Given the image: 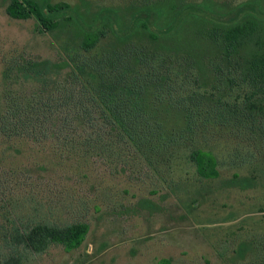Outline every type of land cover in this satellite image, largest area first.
<instances>
[{"label":"trees","instance_id":"1","mask_svg":"<svg viewBox=\"0 0 264 264\" xmlns=\"http://www.w3.org/2000/svg\"><path fill=\"white\" fill-rule=\"evenodd\" d=\"M148 3L125 11L143 17L134 28L126 16L118 18L119 33L111 8L87 22L91 12L82 14L68 3L12 0L10 18L34 19L41 31L67 32L70 38L60 62L20 60L7 68L6 80L34 82L42 90L28 100L7 92L5 105L0 101V132L85 134V146L132 150L158 166L172 168L184 158L206 180L220 177L219 160L202 140L210 130L230 127L264 140V19L242 15L255 6L263 11L264 0L229 9L225 21L206 14L225 13L227 5L211 0ZM151 13L160 15L158 31L149 24ZM63 71L64 79L52 83ZM89 233L87 223L13 222L3 240L38 254L53 245L72 252Z\"/></svg>","mask_w":264,"mask_h":264},{"label":"rangeland","instance_id":"2","mask_svg":"<svg viewBox=\"0 0 264 264\" xmlns=\"http://www.w3.org/2000/svg\"><path fill=\"white\" fill-rule=\"evenodd\" d=\"M11 1L0 0L3 106L9 91L28 100L42 90L34 82L6 80L7 68L20 60L60 62L62 46L70 38L67 32L41 31L34 19L10 18L6 9ZM50 1L68 3L82 14L90 11L87 22L104 15L106 8L116 10L114 27L119 32V17L126 16L132 28L143 18H132L126 10L156 0ZM211 1L227 5L225 13L206 14L225 21L229 9L250 0ZM247 13L264 19V10L257 6L242 15ZM159 16L148 17L154 31ZM65 73L51 82L62 81ZM67 134L0 132V264H15L19 258L22 264H161L164 259L171 264H264V140L230 127L210 130L202 140L219 160L220 177L206 180L184 158L167 168L132 150L85 146V134ZM13 222L59 227L87 223L90 233L78 250L53 245L38 254L4 243Z\"/></svg>","mask_w":264,"mask_h":264}]
</instances>
